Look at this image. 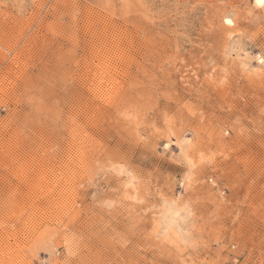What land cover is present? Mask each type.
Segmentation results:
<instances>
[{"label": "rangeland", "instance_id": "obj_1", "mask_svg": "<svg viewBox=\"0 0 264 264\" xmlns=\"http://www.w3.org/2000/svg\"><path fill=\"white\" fill-rule=\"evenodd\" d=\"M0 264H264V0H0Z\"/></svg>", "mask_w": 264, "mask_h": 264}]
</instances>
